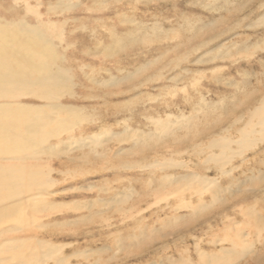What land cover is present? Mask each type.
<instances>
[{
    "label": "rangeland",
    "instance_id": "obj_1",
    "mask_svg": "<svg viewBox=\"0 0 264 264\" xmlns=\"http://www.w3.org/2000/svg\"><path fill=\"white\" fill-rule=\"evenodd\" d=\"M13 42L27 78L43 59L64 84L0 101L53 109L0 143V170L45 179L0 193V264H194L264 230V0H0Z\"/></svg>",
    "mask_w": 264,
    "mask_h": 264
},
{
    "label": "bare ground",
    "instance_id": "obj_2",
    "mask_svg": "<svg viewBox=\"0 0 264 264\" xmlns=\"http://www.w3.org/2000/svg\"><path fill=\"white\" fill-rule=\"evenodd\" d=\"M23 27L29 30H33L34 28L40 27V23L36 25V27H30L22 23ZM2 35H5L7 26L4 27ZM45 32L42 33L44 37ZM6 44H0V101H21V97L30 89H36L38 91H42L45 97L51 98L52 95L49 92L50 87L48 84L53 81L56 77V81L59 86H63L64 84V76L62 72L56 71L55 77L52 78L50 76V72L47 68V63L45 60H40V69L39 71L30 78H27V74L31 71L24 70L21 67V58L19 53L17 52V45L13 42L10 47L11 51H4ZM17 64L19 66L17 71L13 70V64ZM45 97L43 95H33L31 98L36 101H45ZM60 102H62L60 100ZM42 103V102H41ZM25 103H4L0 104V143L3 145V150L6 152H11L12 149H19L25 146L26 142L23 139L22 143H18L13 139V127L19 126L22 124L25 118L32 119L28 122V124H35L37 120L34 119L36 116L39 118L48 117L52 112V106L50 104L46 106H31L29 104L24 105ZM58 112H67L68 108H64L62 106L56 107ZM71 116H68L65 119H61V121H65L68 123ZM77 120V119H76ZM264 122H261V124ZM67 124L60 125L64 127ZM65 131V130H63ZM62 131V132H63ZM60 135V133L55 134V136ZM70 135V134H69ZM60 137V136H59ZM97 139L98 136L94 135L92 137H88L86 143L89 144L92 140ZM38 136H33L32 141H37ZM81 141V140H80ZM79 142V141H78ZM244 140H241L239 143L243 145ZM76 143V142H75ZM227 141H214L211 146H208L210 149L212 147L220 146V149L226 148L228 146ZM46 147H44L45 149ZM50 152V148L47 149ZM30 151H26L25 154L28 155ZM21 158H29L28 156L22 155ZM2 157L0 158V161ZM6 164L17 163L21 164V161L18 160H5ZM187 177V176H186ZM195 180L198 185H210V181L206 179H202L196 176H191ZM39 179V182L44 185L45 179L40 178V174L35 171V169H29L25 166L20 167L18 169L10 168V169H2L0 170V193L2 194L6 190H10L11 192H15L18 185L25 184V189L28 190L27 194H32L36 192L34 189L35 183ZM214 183V182H213ZM212 186V185H211ZM0 194V196H1ZM21 197V196H19ZM17 197V198H19ZM212 203L214 202L213 197L210 198ZM26 200H21L19 204H25ZM211 203V204H212ZM220 208L219 210H222ZM209 216H214L210 214ZM230 233V232H229ZM228 233V234H229ZM225 236H223L224 239ZM227 237V236H226ZM221 239V240H223ZM218 241V240H217ZM215 242V241H214ZM213 242V243H214ZM219 242V241H218ZM221 243L219 248L212 246H203L202 248H196L194 251L196 253V261L194 264H238V261L241 259H247V261L243 264H264V230H246V231H235L230 234L229 237L225 238ZM211 243V242H210ZM212 244V243H211ZM219 246V245H218ZM36 247H43L41 244H38ZM200 250H203L200 252ZM64 260L55 262L61 263ZM243 261V260H242ZM164 264V263H163ZM165 264H193L190 259L187 261H183L180 263H175L174 261H168Z\"/></svg>",
    "mask_w": 264,
    "mask_h": 264
}]
</instances>
